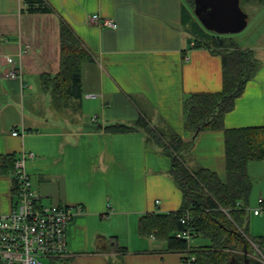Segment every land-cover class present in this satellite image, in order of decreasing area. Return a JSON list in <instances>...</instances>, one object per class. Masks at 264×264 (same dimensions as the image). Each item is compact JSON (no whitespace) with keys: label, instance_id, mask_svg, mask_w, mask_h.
<instances>
[{"label":"crops","instance_id":"obj_1","mask_svg":"<svg viewBox=\"0 0 264 264\" xmlns=\"http://www.w3.org/2000/svg\"><path fill=\"white\" fill-rule=\"evenodd\" d=\"M45 1L53 13L30 15L22 12V0H0V155L34 153L27 171L42 204L73 210L68 256L57 262L186 264L185 253L139 233L143 216L180 209L181 193L168 176L170 158L142 130L112 134L105 128L144 116L152 126L191 140L183 127V100L221 91V57L191 48L184 0ZM92 15L113 20L117 28L91 24ZM61 22L89 55L81 66L80 109L74 111L56 110L41 80L59 71ZM240 49L254 52L257 68L225 115L226 129L264 125V48L259 54ZM11 62L20 79L2 77ZM190 154L191 167L225 180L222 131L199 133ZM254 162L248 164L250 181L261 169ZM258 184L250 191L257 199L264 197L263 176ZM11 191L10 177L0 176V214L12 208Z\"/></svg>","mask_w":264,"mask_h":264},{"label":"trees","instance_id":"obj_2","mask_svg":"<svg viewBox=\"0 0 264 264\" xmlns=\"http://www.w3.org/2000/svg\"><path fill=\"white\" fill-rule=\"evenodd\" d=\"M183 21L188 26L194 48H206L221 57L222 89L217 93H193L183 100L184 130L193 138L184 141L172 131L152 126L144 116L132 124H115L105 128L112 134L142 130L148 143L170 158L169 175L181 193L180 209L167 214L146 215L140 219L139 233L154 235L167 249L182 252L183 259L194 257L190 264H243L249 263L252 248L239 232L247 234L251 181L248 164L264 162V125L259 127L226 129L224 117L235 105L246 83L253 77L257 59L252 50L240 49L232 39L207 31L193 17L194 0H184ZM264 6V0H256ZM22 12L51 14L53 10L45 0H22ZM240 0V8H241ZM243 11V10H242ZM89 59L71 29L61 22L59 29V71L53 77L42 75V85L51 95L56 110L80 109L82 100L81 66ZM222 131L224 136L225 180L205 168L189 166L195 138L201 132ZM16 155H0V176L11 179V193L16 190L14 163ZM184 220V223H182ZM189 231L207 243L188 246L176 234ZM264 248V236L251 237ZM65 259L61 262L63 263ZM59 260H56V262ZM55 260L50 261L54 264Z\"/></svg>","mask_w":264,"mask_h":264},{"label":"built area","instance_id":"obj_3","mask_svg":"<svg viewBox=\"0 0 264 264\" xmlns=\"http://www.w3.org/2000/svg\"><path fill=\"white\" fill-rule=\"evenodd\" d=\"M90 23L117 28L113 20L97 15L91 16ZM190 45L194 48L193 42ZM2 77L6 80L21 78L19 69L12 62L10 68L2 73ZM86 97L95 99L97 95L89 94ZM92 121H96V116ZM12 135L17 136L18 133L14 131ZM34 158V153L22 151L14 163L16 190L12 195L13 205L8 213L0 214V264H45L44 259L50 262L68 256L66 232L74 212L70 208L42 204L27 171V163ZM246 211L252 216L264 218V197L257 199L255 208H247ZM239 232L252 248L251 256L255 261L252 264H264V248L253 242L243 229ZM175 236L184 240L188 246H192L193 241L198 238L185 230ZM192 261V256L185 259L186 264Z\"/></svg>","mask_w":264,"mask_h":264},{"label":"rangeland","instance_id":"obj_4","mask_svg":"<svg viewBox=\"0 0 264 264\" xmlns=\"http://www.w3.org/2000/svg\"><path fill=\"white\" fill-rule=\"evenodd\" d=\"M256 0H241V9L247 15V25L246 27L239 33L222 35L223 37L232 39V41L240 48V47H248L254 48V50L259 54L261 50L264 48V6H259L255 2ZM193 17H195L193 12ZM192 157V156H191ZM188 157H186L187 164L190 166V162L188 161ZM256 166H260V170L254 172L251 176L252 187L257 189L259 184V177L263 176L264 178V162L256 161L254 162ZM191 166H194L191 164ZM169 178L173 182L172 178L168 174ZM174 183V182H173ZM253 191L250 192L249 201H248V209H253L256 206L257 196L254 198ZM255 195V194H254ZM248 226H247V234L251 237H259L264 236V218L252 216V214L248 213ZM207 241L197 238L193 241L192 245L197 246L199 244H205ZM249 258L255 262L250 255ZM45 264H50L49 260L44 259ZM55 264H59V262H55Z\"/></svg>","mask_w":264,"mask_h":264},{"label":"water","instance_id":"obj_5","mask_svg":"<svg viewBox=\"0 0 264 264\" xmlns=\"http://www.w3.org/2000/svg\"><path fill=\"white\" fill-rule=\"evenodd\" d=\"M193 12L207 31L217 35L239 33L247 25L240 0H194ZM243 264H250L247 258Z\"/></svg>","mask_w":264,"mask_h":264}]
</instances>
